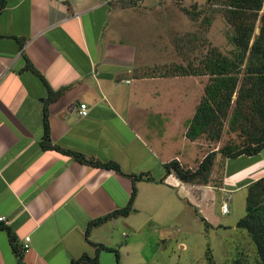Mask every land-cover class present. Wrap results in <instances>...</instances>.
<instances>
[{
	"label": "crops",
	"instance_id": "crops-1",
	"mask_svg": "<svg viewBox=\"0 0 264 264\" xmlns=\"http://www.w3.org/2000/svg\"><path fill=\"white\" fill-rule=\"evenodd\" d=\"M166 3L0 0V264H19L11 238L25 264H73L84 254L120 264L129 248L118 237L123 224L137 233L175 198L183 206L178 214L186 211L187 191H231L264 176V149L227 160L219 186L166 173L172 160L192 168L194 141L185 131L197 78L161 75L162 64L169 69L177 57L173 46L161 60ZM46 105L54 144L120 170L44 148ZM146 173L155 181L134 180ZM135 186L129 215L89 229L92 220L126 207Z\"/></svg>",
	"mask_w": 264,
	"mask_h": 264
},
{
	"label": "trees",
	"instance_id": "trees-1",
	"mask_svg": "<svg viewBox=\"0 0 264 264\" xmlns=\"http://www.w3.org/2000/svg\"><path fill=\"white\" fill-rule=\"evenodd\" d=\"M209 2L223 6L224 15L233 29L232 34L228 36L233 49L228 54L213 46L198 64L194 60L186 65L175 63L169 69L165 67L161 71L165 72L161 75L172 76L209 75L204 95L193 117L186 124L187 138L196 140L205 137L219 141L226 125L228 132L240 133L243 137L239 143H228L208 153L196 168L185 167L178 160L165 164L167 174L174 173L183 182L202 185L211 182L210 174L218 157L224 170L227 160L243 155L256 156L264 149V0H209ZM209 9L212 10L211 7ZM183 10L193 18L200 14L199 11L187 7H183ZM204 22L211 24V17L207 15ZM258 23L259 32L256 34ZM179 51L184 54L183 51ZM31 68L36 71L32 64ZM43 121L44 137L41 144L44 148L59 150L81 162L120 170L119 165L113 161L100 162L88 159L79 152L65 150L54 144L50 136L47 105L44 108ZM134 178V180L155 181V178L147 173ZM164 180V178L160 179L161 182ZM243 184H246L248 190L246 214L237 225L246 229L253 239L257 251L256 264H264V176L245 181ZM136 194L135 186L126 207L92 220L89 229L111 218L129 215ZM0 228L5 226L0 225ZM11 239L19 264H25L23 250L17 246L14 238ZM94 245L98 249L114 250L101 243ZM72 263L101 264L97 256L88 254H84Z\"/></svg>",
	"mask_w": 264,
	"mask_h": 264
},
{
	"label": "rangeland",
	"instance_id": "rangeland-1",
	"mask_svg": "<svg viewBox=\"0 0 264 264\" xmlns=\"http://www.w3.org/2000/svg\"><path fill=\"white\" fill-rule=\"evenodd\" d=\"M166 2L167 7L164 9L161 7L163 10L159 12L161 13L159 18L162 61L169 60V56L165 53L168 52V48L172 52L173 46L177 49L176 63L185 65L191 60L198 64L213 46L228 54L233 49L228 37L233 29L224 15L222 5L212 4L209 0H166ZM194 5L196 7L193 8ZM183 7L197 10L200 14L195 18L190 17L184 12ZM262 12L263 10L260 13ZM207 15L212 19L211 24L204 22ZM173 25L175 34H173ZM255 31L256 34L259 32V23ZM179 50L184 54L182 55ZM161 68H164L163 64ZM196 76L192 84L193 112L209 82V75ZM227 127L226 125L219 141L205 137L193 140V150H191L194 157L190 164L192 168H196L216 147L239 143L243 139L240 133L228 132ZM220 161L221 159H216L210 174L212 186L220 185L222 177ZM187 192L192 204L188 205L190 202L188 199L181 201L183 205L187 204L186 211L178 214L183 206L175 198L170 202L168 211L163 213V216L152 219V223L141 231L133 233L128 224L121 226L118 237L124 242L129 241V248L122 254L120 264H256L257 251L253 239L246 229L237 225L246 214L247 187L225 192L217 188L192 189ZM224 200L229 204V212L226 214L221 210Z\"/></svg>",
	"mask_w": 264,
	"mask_h": 264
},
{
	"label": "built area",
	"instance_id": "built-area-1",
	"mask_svg": "<svg viewBox=\"0 0 264 264\" xmlns=\"http://www.w3.org/2000/svg\"><path fill=\"white\" fill-rule=\"evenodd\" d=\"M56 1L64 2V3L65 2L73 3L75 0H56ZM79 107H80L79 108V113L81 115L86 116L89 113V107H88L87 103H81L79 105ZM221 210H222V213H224V214L229 212V204H228L227 200L226 201L224 200L222 202ZM24 242L25 243L23 245V249L27 250L29 248V246H30V244H29L30 243V236H26L25 239H24Z\"/></svg>",
	"mask_w": 264,
	"mask_h": 264
}]
</instances>
